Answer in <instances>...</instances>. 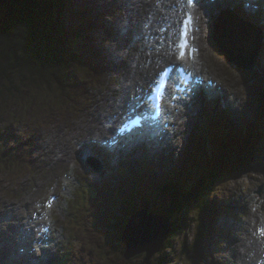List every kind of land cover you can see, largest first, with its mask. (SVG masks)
<instances>
[{
    "label": "bare ground",
    "instance_id": "bare-ground-1",
    "mask_svg": "<svg viewBox=\"0 0 264 264\" xmlns=\"http://www.w3.org/2000/svg\"><path fill=\"white\" fill-rule=\"evenodd\" d=\"M119 1L120 0H118V2ZM153 1L160 2V6L165 7V10L163 12L158 11V13L164 18L163 24L161 25V29L164 27H167L166 31H162L161 39H164L170 33H172L173 31H176V28L173 27V23H175L177 18L180 16V13H181L180 3L178 0H153ZM213 1H214L213 6H215L216 9H214V12L211 15L212 16L211 24L210 22L208 24V21L211 18V16L196 10V6L198 4H196V6L193 8V11L189 15L191 16L192 24L194 25L203 24L204 25L205 34L203 35V37H200L201 40H195L194 48L192 52L184 55L188 59L186 61L187 66L195 69V72H194L195 75L205 78L206 81L208 79L213 78L214 82L217 83V88L211 91L210 94L199 95V98H204V102L206 106L203 108L202 112L199 109V113L194 119V124L197 127L204 128L205 132L201 130L199 132H196L193 130L192 134L190 133L191 134V137H189L190 147L194 148L195 151L189 152V155H190L189 160L193 161L194 158H196L195 152L199 153L201 146L199 147L198 150H197V147L201 142H204V144L211 145L213 149H214V144H217L218 146H223L225 149L228 150V155H227L228 157L240 155L241 151L244 148L247 149L248 151L250 149H253V152L249 153L251 158L250 160L247 161V163H249L248 165L250 164L261 165L262 174H264V156H263L264 154L263 133L264 132L263 130H260V129H264V65H263L264 45L262 41V39L264 40V0H213ZM82 2H87V0H77V2L75 1V3H71V0H66V3H65L66 7L62 9L61 13L64 16L65 14H70V18L72 20L74 19V20L79 21L81 25L85 26V29H88L86 28V26L90 27V23H92L93 25H97L99 23L98 17L100 16H95L96 18L94 19L93 15L88 13V12H93L89 10L88 8L90 4L87 5L86 3L82 5ZM128 2L133 4L134 0H128ZM75 4L76 6H79L77 7L78 8L77 15L79 16V18H77L75 14L73 15L71 14ZM247 4L248 6H246ZM253 5H257L259 6V8L253 7ZM154 7L155 5H150V9ZM62 8H63V5H62ZM66 8H69V9H66ZM183 12H184V9H182V13ZM131 18L133 19V16L129 15L125 18H121L116 23L117 28L120 29V34H119L120 38H124L126 36L133 37L139 34V29L136 28V24H130ZM219 19L225 20V25H226L225 27H227V30H225V27L223 25L218 23ZM110 22L111 21H107L104 19V23H106V25H110ZM208 25H210V31H209ZM213 25H215V27H211ZM248 25H251V26H248ZM261 25H263V29ZM112 27H115V26H112ZM129 29H131V31ZM102 31H105V30H102ZM102 31L100 32V34L102 33ZM108 31L114 35L111 29H108ZM155 31H156L155 27H153L152 33H155ZM152 33H150L152 36H144L142 37L141 40L139 38H136V41H139L140 43L141 41H143L144 43L156 44L157 39ZM75 34L80 40V45L83 46L84 39L82 35L78 33L77 30L71 31V28L67 29V33L65 35L66 36L71 35L72 37V36H75ZM106 35L112 38V36L107 32V30H106ZM226 35H230V38H228L226 41L223 42L219 39L220 36L225 37ZM88 37H90V33L88 34ZM207 42L210 44V46L214 50L213 52L214 54L218 55L219 57L222 56L221 54H223L224 56L223 62L225 60V57H227L228 64L230 65L231 69L228 67H224V66L219 67V65L215 67L214 64L207 59L205 55V44ZM121 44L122 42L119 43V45ZM160 46L161 48L165 50H169L164 43H160ZM142 47L143 48L139 49L138 52H134L133 54L136 57V61L139 63L140 66H144L145 61H147L148 64L146 66L147 67L146 73L149 77L150 82H152L157 77L156 76V68H157L156 57L158 55L163 56V54H162V51L158 52L157 48L155 47L149 48L147 46L145 47L144 45ZM83 55L86 58L87 65H88V61L90 62L89 67L85 68V70H83L81 73L79 72L78 75L74 78L73 82L76 79H78V81L81 83L80 88L82 86L89 87L88 91L91 93V92H94V86L92 87V83L102 79V82L99 85L100 87L99 91L107 90L109 83L112 81V76L108 73L115 72V71L113 69H108V71L106 72V69L104 68V64L102 63H107V62L103 61L101 63L99 59L97 58V56L92 55L91 56L92 60H91V57L89 55H86V54H83ZM112 56H113V59L116 60L117 53H114ZM177 64L179 63L177 62ZM174 66L177 67L176 64H174ZM98 67H100V70L104 71L103 74L99 72L100 70L97 71ZM113 67H114L113 64L110 63L109 68H113ZM139 72L140 71L136 70L135 66L131 64L127 66L125 73H123V74H126V76L123 77L122 80L121 78L123 74L118 76V74L115 72V78H114V82L111 88L105 94L99 93L100 95L97 97V100L95 101V103L90 108L84 109L88 111H94L95 109L99 108L98 113L101 111L100 112L101 118L100 120H98L99 124L96 127L102 129L103 133L97 130V133L99 135L103 136L105 132L108 131L109 135L107 137L111 136V134L113 133L112 129L114 130V127H112V123L114 122L115 119H117L118 116H123L125 113H129L131 114L129 120H131L133 118L132 115H137L138 113H142V107H139L138 105H134L132 102H130L131 106L129 107L130 108L129 110H127V106H126L127 105L126 99H129L136 92L137 75L139 74ZM94 73L97 74L96 79H93ZM230 73L232 74L230 75ZM82 74H85L86 76L85 77L80 76ZM236 74H238V76ZM240 78L243 80V82H241ZM176 79L179 80V82L184 86L185 89L192 90L188 92L191 95L189 99L187 100H185L184 98H176V99H181L183 101H191V102L196 101L197 90H200V88L198 86H193V88H190L194 84V81H192L191 83H187V81H183L182 76L178 74H177ZM238 80L240 81L242 85H250V83H253L250 85V87L252 88V92H253L252 93L253 102L250 108V112L247 111L244 113L245 118H238L232 112V109H231L233 107L235 108V106H238L239 102H241L243 99L242 88L237 84ZM86 81H88L89 83L86 84L85 83ZM86 92H87L86 88H81L80 94L76 93V97H80V98L76 100L75 99L71 100L75 108L78 107L77 110L83 109L92 104L91 102L92 99L90 100L89 103H87L86 100H83L82 97L83 95L86 94ZM166 94L168 97V101H171V98H172L171 92L166 91ZM212 94L213 95L219 94V95H216L217 96L216 98H211ZM119 95H121L124 98V100L119 101ZM223 95H228L229 96L228 100ZM176 99H174V101ZM78 102H84V104L81 105V103H79L78 105ZM175 105L177 106L179 105V103H175ZM79 106L81 108H79ZM167 112L173 113L175 115L174 123H176L180 119L184 118L183 114H193L195 112V107L194 105L190 107H185V109H181L179 107L178 108L168 107ZM148 113L151 115V112H148ZM163 113L164 112H161V113H156V111L153 112L155 117H159V118H162L163 120H166L165 114ZM247 115H249L248 120H247ZM138 116H140V114H138ZM251 118H253L254 120H249ZM94 123H95V120H94ZM87 124L88 122L85 121L84 127H81L78 124L77 128L84 132L85 129L87 128ZM226 126L229 127V130H227L226 132L220 131V129L225 128ZM117 128H121V127H117ZM134 131H136L138 135L140 134V131L138 129H134ZM178 132H179V129H177V134ZM199 133H203V134L199 135ZM177 134H171L169 132L167 134L169 136H164L160 134L161 136H163V139L161 141L159 140V137H157L156 142L142 143L140 145H135L133 147L126 146L125 148H122L123 155L121 157L127 156L131 151H132L131 153L138 152L135 154V158L140 162V164L138 166H133L131 169L129 168V165L127 164L129 175L128 173H124L123 176L127 178L120 179L117 182L118 189H116L112 194H108L110 197H112L113 208H115L116 205L119 203L120 198L123 197V195L126 192L131 190L129 194V198H125V200H123L122 207L127 205L126 200L135 201L136 203L135 206L137 207L135 206L133 207L132 204L129 205L128 214L130 213L129 215L130 217L129 219L128 218L127 219L129 222L131 221V227L135 229L136 233H138L140 229L144 231L143 238L145 239V241L149 240L151 229L149 226L143 225V221L145 220L149 222V218L145 214L147 210L140 208V203H142V200H139V198H137V193L139 194V197L141 198L140 194L141 193L145 194V191L149 189V185L143 180V178L147 180V182L151 183V185L153 186L155 184L154 179L158 175L157 173L154 174V172L155 171L161 172L165 168L168 171V168L166 165L167 162L160 161L156 157H158L159 155H163V156L168 155V151L166 148H168V144L170 140H173V141L175 140V137ZM140 136H143V135H140ZM247 139H250V141L252 142L247 143ZM117 140L119 144H124L123 133H121L118 136ZM36 144H39V142L37 141ZM93 145L94 147H96L95 144ZM94 147H89V149L87 150L85 154H88L89 151L95 152ZM97 149L103 152H106V154L110 155V157H112L116 152L115 149L112 147L111 149L107 150L106 147L101 146V145L98 146ZM206 150H211V149L209 147H206ZM141 152H145L147 154L142 155L140 154ZM202 153L204 154V152ZM260 155H262V157ZM105 157H106V160L108 161L107 156ZM214 157L216 158L218 156H214ZM43 158L44 157H41L39 162ZM86 160L91 165L94 166V157H86ZM189 160L185 161L182 166L184 167V165L188 164ZM19 162L20 161H17L15 162V164L17 165ZM57 163L59 165V169L62 171V174L66 176V178L64 179V183H63L64 189L61 188L57 190V192L55 191V193H52V194H49V193L44 194L45 186H47L48 189H52L54 187V182L52 181V179L42 178L38 180L37 183L34 185V188H35L34 190L42 193V196L38 198L42 202L41 207L49 208L52 205V201L54 200V198H58L60 202H55V204L53 205V209L50 212L55 215H64V217L66 218V221L68 222L71 218H73V214L70 208H72L74 204L70 205V203H75V202H72L69 196L67 195V192L69 190V187L74 177V170L72 166L73 164H70V163L65 164L60 161H57ZM19 164L17 168H21ZM106 164L104 163L103 167L106 166ZM112 164H114L113 161H112ZM68 168L70 169V171ZM54 170H56V168L53 166V171ZM238 170L240 169L238 168ZM251 170L253 172H258L256 170V167H252ZM21 173H25V176H28L26 172H21ZM31 175H34V174H31ZM136 175L140 177L139 180L136 178ZM175 175H177V173ZM81 183H85L89 187L88 180L84 182L82 181L80 183L78 182L77 185L81 186ZM236 185H240V184L237 183ZM259 186H264V178L263 179L261 178L260 181L258 182V187ZM220 189L222 190L226 189L228 192H230L227 186H222ZM257 189H254V191L256 192ZM92 195H91V198L89 199L86 198L85 204L87 206L88 205L94 206L93 199L95 196L97 199L96 200L97 204H99L98 203L99 197H98L97 192H92ZM152 195L154 194L152 193ZM226 198L227 200H229L232 197L226 192ZM38 199L34 204L29 205V208L33 210L34 213L41 216L40 220L46 221L42 217V214H44V211H42L41 209L39 210ZM256 199L258 201V198ZM228 202L230 204L235 205L236 208L238 207L237 202H233V203L231 201H228ZM238 203L241 205L240 202ZM214 205L215 207L214 208L212 207L213 209L212 208L210 209L211 211V216L209 217V221L211 223L210 231L208 235L205 237L212 242V240L216 237L217 233L219 232L217 231L218 230L217 225H219L218 222L220 220V224H222L221 232H220L221 235H222L223 230H226V232L229 231L228 236L230 235V230H233L232 233L237 234V236L233 237V239H238V243L236 244L233 243L232 242L233 239H231L229 241V245L235 246V249L239 252L237 260L241 262L235 263L232 260L233 250H235L233 249L230 252V257H231L230 259L232 261H230L229 264H264V253L262 254L260 251V249H262L263 247V242H264V237L261 234L260 229H264V225H262L259 228H254V222H255L254 212H253V217H251V219L248 220V224L245 225L242 223L243 221L240 220V218H242V216H244L245 213L241 214L236 211L235 218L237 221H235L234 218L232 220H228L223 215L221 216L223 210L219 207V202L214 203ZM135 208L137 210L133 212V209ZM238 209L239 208H237V210ZM88 210L89 212L85 213L87 217H88V214L91 212V208ZM16 213L17 212L14 213V216L16 217V222L14 225L23 224L24 219L29 223H36V221H33L31 218L27 217L24 213L20 212V216H19V213H17L18 216H16ZM218 214H219V217H218ZM159 215L165 216L164 214H159ZM166 218L169 222L166 221L167 228L163 230V233H167L168 230H171L170 229V226H171L170 219L168 217ZM84 220L86 219L82 220V225L85 226L86 229H88L89 227L86 226V224H84ZM113 221L114 223H116V220H113ZM7 223L8 222H6L4 226H2V229L6 231L7 233L4 234V232L0 231V238L4 236L2 239H0V264L2 261H4L3 260L4 253H8V255L10 256L11 255L14 256V259L12 260L13 264L25 263V258L29 256L30 254L26 253L24 255H20L14 252L15 248L18 246L17 243L14 242L13 244H7L6 246L2 245L4 240H6L9 235H13L14 238H16V234L12 230L9 231V228L7 227ZM109 225H111L110 222H109ZM32 230L36 232V229H32ZM68 231H69V228L67 229L65 227H62V231H60L58 226H52L51 232L49 233L51 234L49 238V243L54 244L56 246L55 258L62 264H65V260L71 258V253L67 250L65 246L67 242L66 238L68 236ZM107 231L109 230L106 229L105 232ZM124 232L125 234H128L127 227L125 228ZM197 235H198L199 243H202L201 240H202L203 235H200L199 231ZM128 236L132 238L130 235ZM152 240H153V244L159 245V246L161 245L156 237H153ZM214 242L215 241H213V244ZM146 245H145V248L146 247L151 248V249L153 248V247L146 246ZM23 246H27V244H24ZM164 246H165V243H164ZM50 248H52V245L50 246ZM43 249L44 248H41L40 250L38 249V252L39 253L42 252ZM198 253L199 252H197V254ZM141 255L143 256L145 255V257L142 259H146L147 254H141ZM85 256L86 255L82 253L78 255V264H88L86 263ZM152 257L149 260L151 262L152 260H154V255ZM244 258H246V260ZM260 259H262L263 262H261ZM154 263H156L155 260H154Z\"/></svg>",
    "mask_w": 264,
    "mask_h": 264
},
{
    "label": "rangeland",
    "instance_id": "rangeland-1",
    "mask_svg": "<svg viewBox=\"0 0 264 264\" xmlns=\"http://www.w3.org/2000/svg\"><path fill=\"white\" fill-rule=\"evenodd\" d=\"M75 1L77 2V0H71V3H75ZM152 1L153 0H134L133 4H131L130 2H127L125 0H120L119 2H118V0H87V2H82V5L86 4V3H87V5L90 4L88 8H89V10H91L93 12H88V13L92 14L94 19L96 18L95 16H100V17H98L99 23L97 25H93L92 23H90V27L86 26V28H88V29H85V26L81 25V23L79 21L74 20V19L72 20L70 18V14H65V16L62 14L61 17H62V21H63V23L67 29L71 28V31L77 30L78 33L82 35L84 42H83V46L80 45V48L84 54L89 55L90 57L92 55L97 56V58L99 59V61L101 63L103 61L107 62V63H102V64H104V68L106 69V72H107L108 69H111V68H109V65L111 63L109 61V56H112L114 53H117V52L123 53V47L121 45L119 46V44L114 45L112 43V38H110V37H108V35H106V30L110 34L108 29L112 30V28H114L112 26H115V28H116L117 27L116 23L122 17L125 18L129 15L133 16V19L131 18L132 22H136L137 21L136 15L138 13H142L144 10L145 4L152 3ZM65 3H66V0H65ZM65 7H66V5H65ZM77 7H79V6H76V4H75L71 14L72 15L75 14L76 17L79 18V16L77 15V12H78ZM66 9H69V8H66ZM214 9H216L215 6H213L212 13L214 12ZM113 11H115V13ZM102 17H103V19H101ZM104 19L107 21H111L110 25H106V23H104ZM211 23H212V19H210V24ZM218 23L223 25L224 27L226 26L224 19H219ZM248 26H251V25H248ZM208 27H209V31H210V25H208ZM211 27H215V25H213ZM261 27L263 29V25H261ZM66 28L63 27V30L61 32L63 37L66 36V35H64L67 32ZM102 30H105V31H102ZM129 30L131 31V29H129ZM225 30H227V27H225ZM101 31H102V33L100 34ZM219 31H221V30H219ZM89 33H90V37H88ZM53 36H54V34H53ZM101 38H102V41L100 43L99 41ZM228 38H230V35H226L225 37L220 36L219 39L224 42ZM62 40H65V39H62ZM262 41H263V45H264V40L262 39ZM5 46L6 45L0 41L1 53L7 52ZM102 46L105 48H103ZM111 48H112V50H111ZM114 49L116 51H114ZM108 50H110V51H108ZM213 52H214V50L212 49L210 44L207 42L205 44V55H206L207 59L210 62H212L215 67L217 65H219V67L224 66V67H228L231 69L230 65L227 63L226 58L224 60V62H225V64H224L223 54H221L222 56L219 57L218 55L214 54ZM114 56H116V55H114ZM120 57L123 58V55L121 56V55L117 54L116 61H119ZM91 60H92V57H91ZM89 64H90V62L88 61V67H89ZM126 64H127V62L124 59L120 63L113 64V66H114L113 70L118 74V76L123 74V72L126 69L124 65H126ZM263 65H264V63H263ZM99 70H100V67L97 68V71H99ZM8 72L11 73L10 78H9L10 81L7 80L4 83H2V81H1V84H4V85H2L0 88V129L4 125V123H11L14 120H16V116L20 112L23 111V112L27 113V112H29L30 109H32V107L31 108L30 107L25 108L24 106H21V104L23 102H24V105H26V106L32 105V104H28L26 102L27 99L33 98L35 100L41 101V98H42L39 95V93L35 95L37 89L27 88V90H25V85L20 84L19 73L16 71L15 67L10 66ZM99 72H101L102 74L104 73L103 70H100ZM115 72L108 73L112 76V81L109 83L107 90L99 91L100 90L99 85L101 84L102 79L92 83V87L94 86V92L90 93L88 91L89 87H86V86L81 87V88L87 89V92L84 95V96H86V98L82 97L83 100H86L87 103H89L90 100L92 99V101H91L92 104L88 107L83 108V109L77 110L78 107L75 108V106L73 105V102H71L72 99L76 100V99L80 98V97H76L75 86H77V85L81 86V83L78 81V79H76L74 82L71 81L72 91L69 90V91H71V95H70V92L68 91L69 93L64 97V99H66L67 101H65V100L61 101L62 110H60L58 113H55L54 117L52 118L53 122L51 123V122H49V120L46 121L44 127L45 128L48 127V128L43 132V134L47 133V137H48V135H50V137H51L54 133L58 134L62 130L63 127L68 126L67 132L69 135H71V137L73 139L85 140L86 142H89V143L92 142V140L95 142L97 140V134H96L95 130L92 129L91 124H87V128H86L87 131H85V132L79 130L77 128V125L79 124L81 127H84V122H81V121H86V119H88V114H90L91 112L93 113V111H88V110H84V109L90 108L95 103V101L97 100V97L100 95L99 93L105 94L111 88V86L113 85V82H114ZM231 74L232 73H230V75ZM236 75L238 76V74H236ZM80 76L85 77L86 75L82 74ZM93 77H94L93 79H96L97 74L94 73ZM88 80H89V78H88ZM241 82H243L242 79H241ZM85 83L88 84L89 82L86 81ZM85 83H84V85H85ZM243 86L245 87V85H243ZM50 94L52 95V92ZM251 94H252V92H248V93L246 92V96H245L244 101L241 104V106H237L236 108H234V107L231 108L232 111L237 110L242 115L244 114V112H247V109H249V106L252 102V95ZM58 95L63 96V95H61V93L58 92L57 94H54V96L52 97V100L56 101L57 98H55V97H57ZM42 99H43V102L42 103L40 102V105L43 106L44 109H46L49 106L51 96L45 95L44 98H42ZM57 101H59V100H57ZM79 103H81V105L84 104V102H78V105H79ZM205 106L206 105H205L204 99L202 98V99H200V101L198 100V103L194 104L195 112L191 115V117H190V114H183L184 119L181 121L179 134L177 136L178 146L176 147L177 149L173 150V152L177 155L178 158L181 157V153H183L185 145L189 146V141H190L189 140V134H190V131L192 129L191 121L195 119V117L199 113V109L202 112V110ZM178 107L179 106H177V108ZM40 108H42V107H40ZM79 108H81V107L79 106ZM179 108H181V107H179ZM181 109H184V108H181ZM248 112H250V111H248ZM92 116L95 117V123L98 122V119H97V117H99L98 113H95ZM248 117H249V115H247V120H248ZM249 120H254V119L251 118ZM97 130L100 131L101 133H103V130L98 128V127H97ZM193 130L196 132H199L200 130L205 132L204 128H200L197 126H194ZM227 130H229V127H227V126L225 128L220 129V131H222V132H226ZM260 130H263V132H264V129H260ZM77 132H78V134H77ZM23 134L26 137H28L31 133L29 131H24ZM201 134H203V133H199V135H201ZM47 137H43V138L47 139ZM71 137H69L68 139L72 140ZM54 139L55 138H52L51 142L54 141ZM68 139H67V141H65V144H68ZM263 139H264V133H263ZM5 144H7V146H8L7 141L5 142ZM0 145L2 146L3 143H1ZM89 145H92L90 147H94L93 144H89ZM1 146H0V153H2L4 151L1 149ZM200 146H201L202 150H203V146L209 147L211 150H213L211 145L204 144V142H201L198 145L197 150L199 149ZM57 147L59 149H61V143ZM70 148L73 150L74 155H75V152L77 150H82V148L80 146H77L75 143H72ZM201 149L199 152H201ZM94 150H95V152H92L91 154H87V156L96 158L97 153H96L95 147H94ZM263 150H264V148H263ZM169 151L170 150H168V152ZM190 151L194 152L195 150H194V148L190 147ZM171 152H172V150H171ZM245 153H246V151H243V154H245ZM20 155L23 158L26 157V154H24V152H21ZM195 156H196V158H194V160H193L194 166L196 164L197 165L194 169V172L190 175L191 178H189L187 181L186 185L189 184V187H192L194 185H198L200 182V179H201L200 176H197V173L200 171V166L198 165V163L201 162L200 158L204 157L205 155L202 153L199 156V153L195 152ZM260 156L262 157V155H260ZM263 156H264V154H263ZM42 157H44V158L40 162L39 161L33 162V160H32L30 162V168H28L25 163L22 164L21 162H19L20 164L18 163L21 166V168H17L18 164L16 165L14 161H10L8 163L6 161V164H5L6 155L5 156H4V154L2 155L1 160H0V178H2V176H3L4 181L0 182V206L5 204L8 206V208L4 212H0V223L1 224H5L6 222H8V223L12 224L13 227H17V228L22 227V225L14 226L16 220H15V217L12 214L10 209L14 208L12 206H18L20 204L19 201L25 200L23 197V190L22 189L26 185V183H24V182H26L28 180V176H25L24 180H22L21 177H18V178L16 177L15 179H13L14 178L13 176H14V174H16V176L22 174L21 171L25 172V169H28V170H26L27 175H28V173L33 174L32 172L29 171L31 169L32 165L37 166L38 169H39V166H44V167H47L49 170H53V166L51 164V161H49L50 160L49 155L45 154ZM207 157H209V156H207ZM238 157H239V155L229 156L225 159L216 158V165L212 168L210 167V164L213 163L214 158L210 157V158H206L203 160L204 165H205L204 171H208L211 168L210 171L212 173L216 174V176H217V180L215 181L214 188L211 189V186H208V187L205 186L201 190V192L198 195L199 198L195 201L198 204H194V210H192V208H190V207L187 208L188 220H184L181 215H180V218L174 220L175 223H178L179 226L183 222L186 224L184 234H181V236H179V239H178L179 241L178 242L176 241L174 243V245H173L174 246V252H173V250H172V252H167L169 247H166L165 249L163 248L164 243L167 242L166 240L164 241L162 248L154 254V260L156 261L157 264H229L230 261H232V260L235 263L241 262V261L237 260L239 252L235 249V246L229 245V241L231 239H233V237L237 236V234L232 233L231 235H229L227 237L228 241H225L223 236L220 233L221 232V226H222V224H220V220L218 222L219 225H217V227H218L217 231H219L217 233L218 236L216 235V237L212 240V242L210 240H208L207 238H205V243H199L198 235H197L198 230H200L199 231L200 235L205 233V230L203 231V223L202 222L199 223L198 220L201 217H203L206 221L205 223H209L210 222L209 216L206 215V211H210V209L212 207L213 208L215 207V205L213 203H218L215 201H223L222 198H226V192L229 195H231L232 198L237 199V201L241 203V205H242L241 214L246 212V209H247L246 199L244 197H241L239 200V198L236 197L237 194L234 190V185L237 182H241V183H239L240 186H244L245 183L253 182L254 189H257L258 188V182L260 181L261 178L262 179L264 178V174H262V169L260 172H249L247 174L245 172H239V171L237 172L234 169V165H235V161L239 159ZM243 157L246 159L245 155H243ZM30 158H32V156H30ZM156 158L158 159V157H156ZM71 159L72 158H70V156H69L68 160H71ZM125 159H127V157H125ZM105 160H106V157H105ZM85 161H86V164L91 169V164L86 159H85ZM67 163L73 164L76 172L82 171L78 161H76L75 163H73L72 161H68L65 164H67ZM106 163H107V160H106ZM8 165L9 166L13 165V167L16 166L14 168H11V171H13V173H11V172L6 173L5 172L2 174V172L4 171V167L8 166ZM102 165H103V163H102ZM182 165H183L182 163H177L175 168H170L168 171L166 168L163 169L161 172L155 171L154 174L157 173L158 175L154 179L155 184L153 186L151 185V183L147 182V180H145L143 178V180L149 186L154 188L153 189V194H154L153 198L154 199H152V202L150 204V206L152 208H149L147 211L151 215L158 214V212L160 211V208L164 207V205H159L160 201L155 200V196L158 195V190H159L158 183L160 181H166V179L164 178L166 172H168V178L174 176L176 173L179 177H184L186 173L184 172V167ZM256 166L257 165H255V164L248 165V167H250V168L256 167ZM186 169H187V170H185L186 172H190V170H192V167L189 166V168H186ZM15 170H17L18 172L15 173ZM181 171H182L183 175L181 174V176H180L179 172L181 173ZM235 172L240 173V175L242 174L243 176L241 178L237 179L238 175L236 176L237 173H235ZM227 173H230V174L228 176H225ZM103 174H105V176L106 175L108 176L106 170H104ZM20 176L24 177V173ZM105 176H102L103 179H101V176L98 177L101 180L98 181L97 188L99 189V188L107 187L109 189L108 194H112L116 189H118L117 181H115L113 178L105 177ZM136 178L138 180L140 179V177L138 175H136ZM176 178L177 177H175L173 179H174V181L177 182ZM38 180H40V179H38ZM243 182H245V183H243ZM81 186H85V187L89 188L85 183H81ZM222 186H227V188H229L230 192H228L226 189L225 190L220 189ZM33 189H35V188H33ZM192 189L193 188H191L190 190H192ZM130 191L126 192L123 195L122 202H123V200H125V198H129ZM100 197L102 198V196H100ZM137 198H139V200H142L139 197L138 193H137ZM209 198H210L211 202H213V200H214V202L212 203V205L206 206V203H204V201H202V200L206 199L207 201H209ZM76 199H77L76 206H78V208L72 212L73 218H71L68 221V223H69L68 228L69 229L71 228V224L73 222H75L78 225H82V220L86 219V220H84V222H86V225L89 227L88 228L89 230L85 228V229H79V231H78V229L76 228L78 231V234H79V238L82 240V242L85 245V249L83 250V254L86 255L85 256L86 263L91 264V262H92L93 264H111V263H106L101 257H99V261L97 260V258L95 259L94 256L91 254L92 248L88 247L86 245V242L89 241V239H93L95 237H100V235L95 233L94 229H93V217H94V216L92 217V213L94 211L93 208L91 209V212L87 217L85 215V213L89 212L88 209H90L91 207L87 206V205L85 206V204H84L83 208H82L80 205V201H82L83 203H86V198L78 199L77 195H76ZM105 200H106V204L108 205V207L110 209H112L115 213H118L117 218H119V216H120V220H118V224L116 223L117 226L120 225V222L123 223V225L125 223H127L126 225H128L129 221H128L126 216L130 215V213L128 214L129 205L132 204V206L134 207L136 205L135 201H133V200L127 201L126 200V202H127L126 206L120 207V206L116 205V207L113 208L112 197H110L108 195V196H106ZM200 201H202V205L200 204ZM232 201L233 200H231V202ZM119 203H121V200L119 201ZM73 206H75V204ZM219 207L223 210L221 216L223 215L228 220H232L234 218V220L237 221L235 218L236 211H237V208L235 205L230 204L229 202L228 203L219 202ZM241 208H239L238 213H239ZM85 209H86V211H85ZM190 211L192 212L191 213L192 218H189V212ZM181 214H182V212H181ZM151 215H147V216H151ZM16 216H18L17 213H16ZM19 216H20V212H19ZM42 217H43V215H42ZM218 217H219V214H218ZM190 219H192V220H190ZM240 220L243 221V218H240ZM174 221L173 222L170 221V222L174 223ZM242 223L246 225V224H248V221L246 223H244V222H242ZM100 225H101L102 229H104L105 226L109 227V233H106L105 231L103 232L104 234L107 235L108 238L111 235H114V238L112 240H114V241L119 240L118 243H116L114 241H110L113 244V246L111 248H114L115 250H117L119 252L120 256L122 257V259L116 260L115 264H138L139 262H141L142 259L140 257L132 256V248L127 246V244L124 242V237L126 236L124 229L121 231L123 234V237L120 238L119 234L115 233V230L113 229L112 225H109L108 219L105 218L104 220H102ZM263 225H264V222H263ZM208 226L209 225H207L206 227L208 228ZM75 232H76V230H75ZM96 232H99V231H96ZM116 232H118V231H116ZM225 233H226V230H223L222 234L224 235ZM72 234H73V232H72ZM219 235H221V236H219ZM73 239L75 240V236H72V238H71V241L74 243L75 241H73ZM213 241H215L214 244H213ZM14 242L16 243L14 236L9 235L7 237V239L4 240L2 245L6 246L7 244H13ZM232 242L236 244V243H238V239H233ZM90 244H93V243L90 242ZM192 248H193V250H192ZM95 249H96V247H95ZM233 249H235V250H233ZM232 250H233V258L231 260L230 259L231 258L230 252ZM197 252H199V253L197 254ZM97 253H98V251H97ZM209 253H211L210 256H209ZM164 255L167 256V260L166 261H160V258ZM116 257L118 258V256H116ZM244 259L246 260V258H244ZM157 261H159V262H157ZM141 263L143 264V262H141ZM1 264H8V258H6L4 261H2ZM22 264H26V263H22ZM28 264H29V261H28ZM151 264H153V263L151 262Z\"/></svg>",
    "mask_w": 264,
    "mask_h": 264
},
{
    "label": "trees",
    "instance_id": "trees-1",
    "mask_svg": "<svg viewBox=\"0 0 264 264\" xmlns=\"http://www.w3.org/2000/svg\"><path fill=\"white\" fill-rule=\"evenodd\" d=\"M65 5V0H0V41L6 45L7 51L6 53H1L0 51V88L4 85L1 84V81L4 83L9 80L11 73H9L8 70L10 66H13L19 73L20 84L25 85V90H27V88L37 89L35 95L39 93L42 98H44L45 95L51 96L49 106L51 103L62 99L60 97L57 98L58 95L55 97L57 98L56 101H53L52 97L54 94L59 92L65 97L69 93L68 91L72 87L71 81L77 76L76 68L86 66L87 62L82 56L80 40L77 35L75 34V36L72 37L71 35H67L63 37L61 34L63 27H65L62 22L61 11L64 9ZM51 92L52 95L50 94ZM42 98L41 101L33 98L27 99L26 102L32 105L26 106L23 102L21 106L25 108L32 107V109H30L33 110L31 114L35 115L37 112L34 109L36 108L37 110V108L43 107L40 105V102H43ZM20 114H24V112L22 111ZM20 114L16 116V122L19 121L21 117ZM1 136L2 130L0 129V144L3 143V145L0 146L1 149L4 150L0 153V160L2 155L6 153L8 147L7 144H5L6 139H1ZM248 142L252 141L247 139V143ZM242 151H246L245 154H241L245 155L246 159L242 156L241 160L248 165L249 163H247V161L251 158L249 153L253 152V149L248 151L244 148ZM201 152L205 154L203 159L213 158L214 156H218L216 157L218 159H225L228 157V150L217 144H214L213 150H206V147H203ZM201 152H199V155L202 154ZM216 158L214 157L213 163L210 164L211 168L216 165ZM188 162V164L184 165L185 170H187L186 168H189V166L194 167V161L189 160ZM210 169L208 171H204V168L201 169L203 177L200 179L199 184L193 187L192 190H190L191 187H189V184H186L188 179L191 178L190 175L194 172V169L190 170V172L184 170L186 173L184 177L174 175L166 181H160L158 183V195L155 196V200L160 201L159 204H163L164 209L161 208L158 214H164L172 222L180 218V215L184 220H188L187 208L193 205L192 210H194V204H198L195 201L199 198L198 195L201 190L205 186H214L217 180L216 174L212 173ZM234 169L238 170L237 163H235ZM179 174L181 176L182 173L179 172ZM229 174L230 173H227L225 176ZM175 177H177V182L173 179ZM153 189V187L149 186L145 194H140L142 198V203H140L141 209L148 210L152 208L150 204L152 199H154L152 195ZM202 201H200L201 205ZM136 210V208L133 209V212ZM191 213L190 211L189 218H192ZM206 215L210 217L211 211H206ZM126 217L129 219L130 216ZM118 220H120V216ZM118 220L116 221L117 224ZM172 222L170 226L171 230L164 246V249L169 247L167 252H172V250H174L173 245L176 241L178 242L179 236L184 234L186 226L184 222L180 224V226L178 223H175V221L174 223ZM198 222H202L204 225L205 233L201 234L203 235L201 241L204 243L205 236H207L210 231L211 223H205L206 221L203 217H201ZM115 224L111 225L114 230L116 229L115 233H118L120 238H122L123 234L121 231L123 229L125 230L127 223L123 225V223L120 222L118 226ZM207 225H209L208 228L206 227ZM107 230H109V228ZM106 233H109V231ZM113 238L114 235L108 238L107 235L103 233L100 237L89 239V241L93 243L91 245L94 248L96 247V250L102 256V259L106 263L111 264H115L116 260L122 259L119 252L111 248L113 244L110 241H114L112 240ZM118 241L119 240H116L114 242L118 243ZM116 256H118V258ZM138 257L142 259L145 255L143 257L142 255H138ZM143 260L144 259H142L141 262H143ZM166 260L167 256L165 255L160 258V261ZM152 263L154 264L153 260Z\"/></svg>",
    "mask_w": 264,
    "mask_h": 264
},
{
    "label": "water",
    "instance_id": "water-1",
    "mask_svg": "<svg viewBox=\"0 0 264 264\" xmlns=\"http://www.w3.org/2000/svg\"><path fill=\"white\" fill-rule=\"evenodd\" d=\"M203 160L204 159H201V162H200V165H201L200 168L201 169H203L205 166ZM147 217L149 218V222L144 220L143 225H147L151 229V234H150L149 240L145 241V239L143 238L144 237L143 236L144 235L143 230L140 229L139 232L136 233L135 229H133L131 227V222H129L127 225L128 234H125L126 236L124 235L125 236L124 242L127 244V246L132 248V256L147 254L146 259L143 260V264H151V262L149 261L150 258L156 252H158L160 250L162 244L168 238V235L170 233L169 230L167 233H163V230H165L167 228L166 227V225H167L166 221H168L165 216L159 215V216H147ZM99 234H100V232H99ZM128 235H130L132 238H130ZM153 237H156L158 239L159 243L161 244L160 246L153 244V240H152ZM145 245L153 247V248L152 249L148 248V247L145 248Z\"/></svg>",
    "mask_w": 264,
    "mask_h": 264
},
{
    "label": "snow or ice",
    "instance_id": "snow-or-ice-1",
    "mask_svg": "<svg viewBox=\"0 0 264 264\" xmlns=\"http://www.w3.org/2000/svg\"><path fill=\"white\" fill-rule=\"evenodd\" d=\"M193 2H194V0H187V3H188L189 5H192ZM190 21H191V16L188 17V20H187V21H185V27H184V29H183L182 32H181V37H180L181 42H180V44L178 45L179 48L181 49V51L179 52V56H180V57H183V56L185 55V51H184V49H186V48L188 47L186 25H187V23H189ZM260 232H261L262 235H264V229H260Z\"/></svg>",
    "mask_w": 264,
    "mask_h": 264
}]
</instances>
